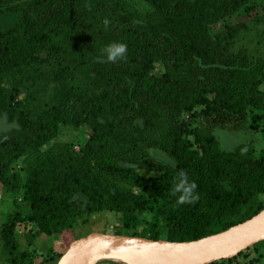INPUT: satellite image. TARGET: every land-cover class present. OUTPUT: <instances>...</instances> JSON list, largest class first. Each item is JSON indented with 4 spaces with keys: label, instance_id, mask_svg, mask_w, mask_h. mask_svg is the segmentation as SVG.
<instances>
[{
    "label": "trees",
    "instance_id": "obj_1",
    "mask_svg": "<svg viewBox=\"0 0 264 264\" xmlns=\"http://www.w3.org/2000/svg\"><path fill=\"white\" fill-rule=\"evenodd\" d=\"M144 1L154 12L117 0H0V118L18 126L0 135V184L13 186V164L48 146L60 125L92 130L73 165L33 173L29 243L99 211L123 214L124 235L183 242L264 210V155L253 157L245 142L231 148L229 139L250 114L264 115V58L233 48L232 16L254 11V0ZM112 43L127 45L124 59H107ZM46 79L53 86L44 106L27 110L18 96L33 98ZM137 170L160 174L144 181L143 195L103 175ZM180 172L196 185L193 202L178 204L173 194ZM141 218L150 227L138 228ZM17 219L4 230L12 252ZM26 255L14 264H27Z\"/></svg>",
    "mask_w": 264,
    "mask_h": 264
},
{
    "label": "rangeland",
    "instance_id": "obj_2",
    "mask_svg": "<svg viewBox=\"0 0 264 264\" xmlns=\"http://www.w3.org/2000/svg\"><path fill=\"white\" fill-rule=\"evenodd\" d=\"M117 1L126 4L131 10L143 15L154 12V9L144 0ZM252 4L256 7L254 11L246 14V11L241 9L235 16H232L234 28H238L233 40V48H245L249 51L251 57L264 58V0H254ZM221 15V12H213L210 21L213 22ZM162 72L163 67L156 65L153 73L160 75ZM52 86L50 79L40 81L32 89L36 90L33 98H27V95L32 91L23 90L18 99H26L27 110H40L44 106V101L49 97ZM261 89L264 91V83ZM9 92L12 94L11 89H9ZM11 102L16 101L11 100ZM183 118L191 124L193 129L197 126L194 114L186 113ZM17 128V124L10 123L6 117L0 118V135L9 134ZM91 135L92 130L86 125L80 128L60 125L58 137L52 140L48 146L39 152L27 154L13 164L11 172L13 186L3 187L0 184V264H14V260L20 262L21 255L24 253L28 256L27 264H58V255L64 254L75 240L86 237V235L91 233L124 235L123 214L112 211H99L76 218L67 226L55 230L51 236L41 234L37 239L32 240V243H29L31 240L28 232L32 226L27 220L30 204L25 200V196L33 173L37 170L62 169L68 165H73L77 158L81 156ZM229 137L231 148L245 142L248 144L253 157L263 156L264 115L250 114L246 130L241 135H229ZM188 138L194 143L192 135ZM228 141V138H224V143H228ZM103 175L111 183L131 190L138 195L145 193L144 181L160 176L159 173L144 170H137L129 174L103 173ZM260 200L264 201V194L260 197ZM16 216H19L15 228V244L18 248L12 252V249L6 246L4 230ZM141 219L143 223L139 224L138 228L141 229L147 225L150 227L148 221H144V218ZM97 264L112 263L103 261ZM220 264H264V242L243 251L232 261Z\"/></svg>",
    "mask_w": 264,
    "mask_h": 264
},
{
    "label": "water",
    "instance_id": "obj_3",
    "mask_svg": "<svg viewBox=\"0 0 264 264\" xmlns=\"http://www.w3.org/2000/svg\"><path fill=\"white\" fill-rule=\"evenodd\" d=\"M263 211L256 216L261 215ZM230 229L202 239L183 242L91 233L75 240L58 264H97L98 256L105 252L151 264H212L235 258L241 252L264 241V217L258 225L247 231L225 237Z\"/></svg>",
    "mask_w": 264,
    "mask_h": 264
},
{
    "label": "clouds",
    "instance_id": "obj_4",
    "mask_svg": "<svg viewBox=\"0 0 264 264\" xmlns=\"http://www.w3.org/2000/svg\"><path fill=\"white\" fill-rule=\"evenodd\" d=\"M127 50V45L123 43H112L105 48L106 57L110 62H116L124 59V53ZM176 183L173 189V194L180 193L177 203L183 204L193 202L197 197L193 194L196 187L194 182H189L186 174L180 172L176 177Z\"/></svg>",
    "mask_w": 264,
    "mask_h": 264
},
{
    "label": "bare ground",
    "instance_id": "obj_5",
    "mask_svg": "<svg viewBox=\"0 0 264 264\" xmlns=\"http://www.w3.org/2000/svg\"><path fill=\"white\" fill-rule=\"evenodd\" d=\"M263 217H264V211L261 215L254 217L252 220L231 228L224 236L230 237V236L245 232L248 229L258 225L262 221ZM103 261L115 262L119 264H151L149 262H146L140 259H126L116 254L107 253V252L101 253L98 256V262H103Z\"/></svg>",
    "mask_w": 264,
    "mask_h": 264
}]
</instances>
